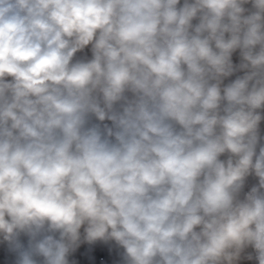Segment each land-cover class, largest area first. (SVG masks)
I'll return each mask as SVG.
<instances>
[{
	"label": "clouds",
	"instance_id": "obj_1",
	"mask_svg": "<svg viewBox=\"0 0 264 264\" xmlns=\"http://www.w3.org/2000/svg\"><path fill=\"white\" fill-rule=\"evenodd\" d=\"M262 122L264 0H0L14 264H264Z\"/></svg>",
	"mask_w": 264,
	"mask_h": 264
},
{
	"label": "trees",
	"instance_id": "obj_2",
	"mask_svg": "<svg viewBox=\"0 0 264 264\" xmlns=\"http://www.w3.org/2000/svg\"><path fill=\"white\" fill-rule=\"evenodd\" d=\"M78 248L70 255L71 264H123L122 249L114 241L87 242L83 237ZM26 240V238H22ZM6 264H14V257L7 247H0Z\"/></svg>",
	"mask_w": 264,
	"mask_h": 264
},
{
	"label": "built area",
	"instance_id": "obj_3",
	"mask_svg": "<svg viewBox=\"0 0 264 264\" xmlns=\"http://www.w3.org/2000/svg\"><path fill=\"white\" fill-rule=\"evenodd\" d=\"M233 62L234 64H238L240 62V57H239V52L237 51L236 53L233 54ZM243 73L241 72H238L236 73L234 76L232 77H229L225 83H228L230 82L231 80L235 79L236 75H242ZM261 128H262V132H264V122H262V125H261Z\"/></svg>",
	"mask_w": 264,
	"mask_h": 264
},
{
	"label": "crops",
	"instance_id": "obj_4",
	"mask_svg": "<svg viewBox=\"0 0 264 264\" xmlns=\"http://www.w3.org/2000/svg\"><path fill=\"white\" fill-rule=\"evenodd\" d=\"M246 7H250V6H246ZM90 58L91 57V52H90V48L89 49H85L83 53H78L77 54V58Z\"/></svg>",
	"mask_w": 264,
	"mask_h": 264
},
{
	"label": "rangeland",
	"instance_id": "obj_5",
	"mask_svg": "<svg viewBox=\"0 0 264 264\" xmlns=\"http://www.w3.org/2000/svg\"><path fill=\"white\" fill-rule=\"evenodd\" d=\"M255 183V180L253 178L249 179V185ZM26 241V240H25ZM0 247H7L6 245L0 244Z\"/></svg>",
	"mask_w": 264,
	"mask_h": 264
}]
</instances>
